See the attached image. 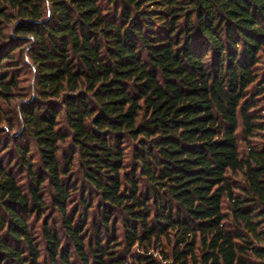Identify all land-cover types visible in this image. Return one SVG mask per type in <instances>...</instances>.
Wrapping results in <instances>:
<instances>
[{
  "label": "trees",
  "instance_id": "16d2710c",
  "mask_svg": "<svg viewBox=\"0 0 264 264\" xmlns=\"http://www.w3.org/2000/svg\"><path fill=\"white\" fill-rule=\"evenodd\" d=\"M263 57L264 0H0V264H264Z\"/></svg>",
  "mask_w": 264,
  "mask_h": 264
},
{
  "label": "rangeland",
  "instance_id": "374dc122",
  "mask_svg": "<svg viewBox=\"0 0 264 264\" xmlns=\"http://www.w3.org/2000/svg\"><path fill=\"white\" fill-rule=\"evenodd\" d=\"M262 68L264 69V57H263ZM261 104L264 106V100L261 101ZM252 142H255V143L260 142V139L254 138V139H252ZM247 151H248V144L243 139V137L241 136L240 137V152H241V156H243V157L246 156ZM37 227H38V230H39V224L37 225Z\"/></svg>",
  "mask_w": 264,
  "mask_h": 264
}]
</instances>
